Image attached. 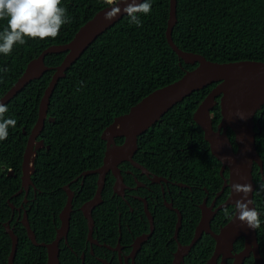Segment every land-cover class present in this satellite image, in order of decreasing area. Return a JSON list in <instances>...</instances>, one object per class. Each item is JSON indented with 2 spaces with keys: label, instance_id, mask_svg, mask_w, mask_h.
Segmentation results:
<instances>
[{
  "label": "trees",
  "instance_id": "16d2710c",
  "mask_svg": "<svg viewBox=\"0 0 264 264\" xmlns=\"http://www.w3.org/2000/svg\"><path fill=\"white\" fill-rule=\"evenodd\" d=\"M151 5L149 14H138L142 27L130 25L125 14L101 34L66 71L50 98L48 114L55 121L47 120L39 136L50 148L38 151L32 175L41 192L29 219L39 242L49 243L56 237L59 213L67 202L62 186L103 163L106 150V141L101 137L103 130L142 98L180 79L198 65L186 63L168 42L170 0H151ZM61 6L67 9L71 22L62 26L55 39L26 38L25 44H17L10 55L0 54V68H7V72H0V98L23 75L32 59L51 45L69 42L83 24L109 5L103 0H62ZM177 16L173 38L181 49L200 53L215 62L264 61V0H178ZM6 26L7 20L0 19V31ZM65 56L66 52L52 53L45 61L48 66H57ZM53 73L54 70H49L32 80L5 104L8 108L5 118H13L17 123L9 127L7 139L0 141V264L8 263L12 247V239L2 223L11 217L7 200L10 198L14 202V193L21 186L28 137L38 119L39 104ZM81 81L83 87L79 84ZM216 85L194 91L139 136L135 158L160 173L169 172L173 164L182 174L177 175L179 180H185L183 174L186 176L189 172L193 180L197 179L209 189H219L223 182L221 161L212 154L203 129L194 120L198 105ZM212 111L213 124L217 128L222 118L220 104ZM256 119L261 124L260 130L256 128L259 130L257 149L264 160V105L258 110ZM228 134L236 149L234 132L229 129ZM123 140L117 139L118 142ZM182 147L184 150H180ZM127 165L130 167L129 163ZM10 168L15 174H9ZM225 175L228 176V170ZM253 176L257 185L254 202L261 214L258 240L264 258V188L260 187L264 179L258 164L254 165ZM113 179L110 176L107 181ZM96 181L97 174L85 178L82 196L74 202L70 237L80 234L82 231L76 229L82 225L85 230L87 228L86 218L76 208L95 195ZM232 208L220 210L214 222L227 223L233 215ZM102 209L104 207L98 209L100 217H103ZM53 212L56 222L52 220ZM185 218L180 236L187 232ZM195 224L196 221L191 226V236ZM16 233L19 245L15 264H47L46 248L32 243L23 224L18 223ZM164 233L173 235L174 223L163 224L159 235ZM205 238V257H208L213 251L214 239L210 235ZM242 240L240 238L235 244L237 249L242 246ZM60 261L61 264H78L73 252L67 249L61 250ZM244 264L256 263L251 257Z\"/></svg>",
  "mask_w": 264,
  "mask_h": 264
},
{
  "label": "water",
  "instance_id": "95a60500",
  "mask_svg": "<svg viewBox=\"0 0 264 264\" xmlns=\"http://www.w3.org/2000/svg\"><path fill=\"white\" fill-rule=\"evenodd\" d=\"M142 2V0H138ZM178 0H170L169 18L166 29V36L170 46L188 64L198 65L193 70H188L178 80L160 87L144 98L131 109L121 114L103 130L102 139L106 141V150L101 166L86 170L82 176L98 174V188L93 199L86 202L82 207L83 214L87 219L91 230L94 224L93 209L102 198V191L105 186L106 175L112 170L117 179L116 188L124 185L123 177L119 168L122 161H131L136 167L145 168L134 160V155L138 150V139L152 125L157 123L173 106L184 100L194 91L217 83L210 93L200 102L195 113L194 120L204 131V137L209 142L211 151L222 163V175L226 169L229 170L228 178L225 177V187L230 188V194L224 206L232 205L235 209V201L243 194L235 193L232 190L234 183H250L253 191L248 199L252 200L249 207L257 210L254 202V193L257 187L253 176L254 165L258 164L264 179V160L258 149L256 136L261 129L259 119H256L258 110L264 105V61L260 60H240L232 62H215L207 59L204 55L196 52L181 49L174 41L173 30L178 22L177 16ZM121 8L124 5L119 4ZM112 6H107L98 11L91 19L83 24L75 33L74 37L67 43L54 44L41 52L39 56L32 59L23 75L0 98V102L8 103L17 95L29 82L42 77L45 72L54 70L52 79L46 87L39 104V116L31 129L22 163V183L28 188L32 184V175L35 172V162L38 149L45 147L43 139H39L46 121H55L49 116L50 98L59 82L66 76V71L84 53L85 50L109 27L114 25L125 15L123 11L113 20H105V12ZM66 56L57 66H48L45 58L48 54L63 53ZM219 99V100H218ZM220 104L221 121L217 129L213 124V108ZM238 110L243 112L246 118L237 116ZM49 116V117H48ZM211 116V119L209 118ZM256 128L259 130L257 131ZM231 129L235 134L236 149L231 141L228 131ZM24 133L26 131L24 130ZM123 137L124 142L116 143V138ZM68 198L65 206L60 212L61 226L57 230L55 239L52 242H39L35 231L32 229L25 214L23 224L26 227L28 237L36 246L45 247L47 250V264H61L60 242L67 238L73 213L74 195L68 187H65ZM12 205V204H11ZM202 217L196 228L195 236L191 245H194L204 232L210 233L215 239L214 258L221 254L225 259L234 257L233 264H244L245 260L253 256L256 264H264L258 240L257 229H251L246 224L235 218V210L230 220L223 225L218 232L211 230V219L216 211L207 208L206 203L201 206ZM258 211V210H257ZM238 215V214H237ZM182 220L181 215L176 228V235ZM6 230L12 239L11 252L8 257V264H15V258L19 245V236L10 223L6 225ZM244 239V248L237 254H233L234 244L240 239ZM191 245L188 247L190 248ZM185 249H187L185 247ZM182 249L177 253L175 264H180Z\"/></svg>",
  "mask_w": 264,
  "mask_h": 264
},
{
  "label": "flooded vegetation",
  "instance_id": "af4514ba",
  "mask_svg": "<svg viewBox=\"0 0 264 264\" xmlns=\"http://www.w3.org/2000/svg\"><path fill=\"white\" fill-rule=\"evenodd\" d=\"M118 138H116L117 144L124 142V140L118 142ZM45 147L50 148L46 144ZM180 150H184L183 147ZM137 152L134 155V160L142 165L145 170L136 167L131 161H122L119 164V168L124 185L120 188L118 187V189L116 188L117 179L113 171L110 170L106 175L101 201L94 207L92 212L94 218L92 230L87 221L86 230L82 225L80 229H76L82 232L70 237L72 229L70 223L67 238H63L60 242V250L67 249L69 253L73 252V255L78 259V264H175L176 255L181 249V253L183 252V254L179 260L180 264H233L235 261L234 257L225 259L221 254L214 258L216 242L210 233L204 232L200 239L194 245H191L196 228L202 217L201 206L203 204L206 203L207 208H210L211 211H216V214L211 219V230L218 232L226 224L215 223L214 220L220 210L232 206H222L226 203L230 194L228 186L223 189L225 177L228 178L229 176V170L226 169L228 170V176L225 175L226 170L224 171V175H222L223 163L221 162L220 174L223 178L222 186L219 189H209L197 179L193 180V175L189 172L186 173V176L190 179V182L184 174L185 180H179L180 177L177 175L182 176V174L176 171L177 168H174L173 164L169 172L164 171L160 173L153 171L135 158ZM128 163L130 167L127 165ZM178 171L181 172V168ZM11 173H13L12 168L9 169V174ZM82 174L62 186L67 194V198L68 193L65 187H68L70 192L73 193V207L74 202L78 201L82 196V189L86 178ZM110 176L114 179L108 182L107 180ZM98 178L99 175L97 174V188ZM40 192L41 190H38L33 179L32 184H29L28 188H26L22 183L21 175V186L14 193V202L10 198L7 200L11 207V217L2 222L6 232V225L8 223H10L16 232L18 223L23 224L25 214L28 215L30 222V213ZM20 196L21 198L18 199ZM91 199L84 201L76 209L82 211V207ZM15 202H19V204H15ZM102 207H104L102 209L103 217H100L98 209ZM105 207H108V209ZM234 210L233 207L231 209L232 213H234ZM180 215L182 223L179 234L176 235ZM184 217H186V227L184 230H187V232L180 236V231L185 224ZM52 220L56 222V214L54 212ZM195 221L196 224L191 236V226ZM169 223H174V234L171 236H166L165 233L159 235L162 225ZM30 225H32L31 222ZM60 226L61 220L56 231ZM158 227L159 229H157ZM209 235L214 239V248L210 256L205 257L206 245L204 243L207 242L205 237ZM235 244L233 254H237L244 248V239L240 248L237 249ZM190 245L191 247L188 248ZM251 257L254 259L253 256L248 258Z\"/></svg>",
  "mask_w": 264,
  "mask_h": 264
},
{
  "label": "clouds",
  "instance_id": "9594fccd",
  "mask_svg": "<svg viewBox=\"0 0 264 264\" xmlns=\"http://www.w3.org/2000/svg\"><path fill=\"white\" fill-rule=\"evenodd\" d=\"M61 2L62 0H0V19L7 20V26L0 31V54L10 55L17 44H25L26 38L55 39L60 34L62 26L71 22L67 16V9L61 6ZM103 2L112 6L105 12V20L111 21L123 11L129 18L128 23L137 27H142V20L138 14L147 15L152 9L151 0L142 2L103 0ZM121 3L124 5L123 8L119 6ZM0 72H7V68H0ZM79 84L83 87L82 81ZM79 90L78 88L77 91ZM7 112V106L0 102V141L7 139L9 127H15L17 123L13 118H5ZM237 116L246 118L239 110ZM209 118L211 119V116ZM260 187L264 188V185ZM232 190L237 194H243L235 201V218L251 229L260 228L261 214L254 207H249L253 203L248 199L253 191L252 185L234 183Z\"/></svg>",
  "mask_w": 264,
  "mask_h": 264
}]
</instances>
